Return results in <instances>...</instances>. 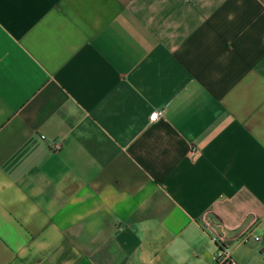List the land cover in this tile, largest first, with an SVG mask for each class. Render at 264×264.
I'll return each instance as SVG.
<instances>
[{
  "label": "crops",
  "instance_id": "crops-1",
  "mask_svg": "<svg viewBox=\"0 0 264 264\" xmlns=\"http://www.w3.org/2000/svg\"><path fill=\"white\" fill-rule=\"evenodd\" d=\"M246 231L264 0H0V264H264Z\"/></svg>",
  "mask_w": 264,
  "mask_h": 264
},
{
  "label": "built area",
  "instance_id": "built-area-1",
  "mask_svg": "<svg viewBox=\"0 0 264 264\" xmlns=\"http://www.w3.org/2000/svg\"><path fill=\"white\" fill-rule=\"evenodd\" d=\"M161 117H162L161 111H153L148 117V122L154 123ZM37 139H41V138L37 136ZM58 149H59V145H54L52 147L53 151H57ZM248 243L256 244L259 247V250L263 251L264 250V235L258 236V235L253 234L252 231H246L238 238V240L236 241V246H241V245H245ZM215 264H235V263L231 260L229 251L227 249H220L219 254L215 258Z\"/></svg>",
  "mask_w": 264,
  "mask_h": 264
},
{
  "label": "rangeland",
  "instance_id": "rangeland-1",
  "mask_svg": "<svg viewBox=\"0 0 264 264\" xmlns=\"http://www.w3.org/2000/svg\"><path fill=\"white\" fill-rule=\"evenodd\" d=\"M253 264H255V263H253Z\"/></svg>",
  "mask_w": 264,
  "mask_h": 264
}]
</instances>
